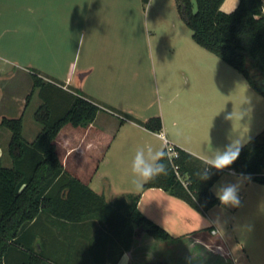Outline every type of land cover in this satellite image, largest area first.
I'll list each match as a JSON object with an SVG mask.
<instances>
[{
    "label": "crops",
    "instance_id": "0c3cea01",
    "mask_svg": "<svg viewBox=\"0 0 264 264\" xmlns=\"http://www.w3.org/2000/svg\"><path fill=\"white\" fill-rule=\"evenodd\" d=\"M17 1L18 19L16 28L11 31L13 35L3 37L0 31V62L22 66L20 73L30 81L33 72L43 81L61 84L60 92L57 90L53 95L56 107L66 106V102L58 99L62 92L81 94L103 107L86 128L64 126L58 132L54 145L63 169L122 213L131 197L139 194L137 210L172 238L153 241L141 235L124 249L117 236L102 230L95 219L73 225L42 216L38 218V227L33 233L23 235L25 242L32 244L35 253L42 251L52 260L45 264H122L125 253L127 258L123 264H171L172 252H179L184 257V253L198 248L206 254L221 251V255L225 253L230 257L232 264H237L219 239L213 240L220 236L218 216L229 214L231 217L240 214L237 211L243 214L264 211V185L249 182L243 175L225 170L213 185H217L223 175L230 177L227 182L239 179L243 184L240 192L242 206L225 208L217 205L202 216L161 189L135 188L131 182L130 163L140 146L150 145L163 150L158 134L140 124L149 117L158 116L160 133L167 141L188 153L195 163L206 167L204 159L216 150L222 151L234 141L244 145L264 132V97L254 92L244 80V104L241 120L236 123L234 111L225 103L222 90H204L198 83L201 77L186 74V63L164 59L151 50L152 78L162 92L159 98L164 106L160 105L151 113L140 110L135 114V110L120 98L128 93L120 83L121 65L117 60L121 49L119 28L123 0ZM237 4L238 0H223L220 10L229 13ZM150 5L151 0H148L146 6ZM261 10L264 13V0H261ZM1 17L0 26L4 24ZM7 50H11L9 53L13 57L7 56ZM178 74L184 77V81H180ZM12 75H16L13 69L7 73V78ZM193 77L197 81L191 79ZM223 87L227 94L226 85ZM31 88L32 82L27 90L30 92ZM1 103L0 100V120H22L21 112L28 101L25 99L24 105L19 106L15 118L3 115ZM116 113L130 119L120 122ZM37 125L33 126L31 137L27 139L23 136L22 125L26 142H32L40 131V125ZM9 138L10 133L0 128V143L2 139L8 143ZM9 163L8 167L11 166L10 159ZM213 185L211 192L214 195Z\"/></svg>",
    "mask_w": 264,
    "mask_h": 264
},
{
    "label": "trees",
    "instance_id": "16d2710c",
    "mask_svg": "<svg viewBox=\"0 0 264 264\" xmlns=\"http://www.w3.org/2000/svg\"><path fill=\"white\" fill-rule=\"evenodd\" d=\"M193 1L194 11L189 0H174L177 13L191 31L192 41L238 72L254 92L264 97V13L261 0H238L235 9L229 13L220 10L223 0ZM142 2L147 4L148 0ZM30 77L32 88L26 102L36 89L42 101L33 112L34 121L40 125L36 137L30 143L23 139L21 118L0 120V128L10 133L7 155L11 162L10 167H4L0 158V264H45L52 261L42 251L35 253L32 244L23 238L24 234L33 233L38 227V218L42 216L73 225L95 219L102 230L117 236L124 249L141 235L153 241L171 240L163 228L137 210L139 194L131 197L122 213L63 169L54 145L58 132L67 125L86 128L103 107L81 94L67 92L58 97L66 102V106L56 107L53 95L63 86L51 80L43 81L33 72ZM54 112L59 113L55 115ZM118 116L120 122L130 119ZM140 124L150 132H161L158 116L149 117ZM175 150L176 157L172 159L162 150L166 174L144 184L142 189H161L204 215L219 205L211 186L222 172L213 170L211 178L202 181L197 173L205 167L195 163L185 151ZM225 170L243 175L249 182L264 185V132L242 145L238 159ZM175 172L186 179V187Z\"/></svg>",
    "mask_w": 264,
    "mask_h": 264
},
{
    "label": "rangeland",
    "instance_id": "374dc122",
    "mask_svg": "<svg viewBox=\"0 0 264 264\" xmlns=\"http://www.w3.org/2000/svg\"><path fill=\"white\" fill-rule=\"evenodd\" d=\"M189 1L194 11V1ZM121 9V28H119L121 49L117 60L121 65L120 83L124 90H128V93L120 97L123 103L126 102L129 108L135 110V114L140 110L151 113V111L157 110L160 105L164 106L163 100L159 98L162 92L158 90V86L152 78L150 62L152 50L154 53L158 52L164 59L173 62L180 60L186 63L188 66L186 74L201 77L198 83L204 90H211L210 88L222 90V95L226 97L224 98L226 99L225 103L234 111L235 122H240V112L245 97L243 88L246 87L243 77L214 55L193 43L191 31L177 13L174 0H151L150 6L143 4L142 0H123ZM18 10L17 0L0 1V16L4 23L0 26V31L3 32V37L8 38L13 35L11 31L16 28ZM192 46H195L199 51H194ZM10 51H6L7 56L13 57L9 53ZM181 53L183 56H180ZM20 67L22 66L0 62V95L2 96L0 100L1 107L4 108L3 115L8 118L18 117L17 109L20 105H24L23 102L30 93L27 89L30 88L31 81L29 77L27 79L20 73ZM12 69L16 75L7 78V73ZM178 75L180 81H184V77ZM194 77L191 79L196 80ZM225 85L227 94L224 92L223 86ZM39 98V91L35 90L28 99L27 107L21 112L23 136L26 139L31 137L33 126H38L32 115L38 105L42 103ZM58 113L54 112L55 115ZM116 120L118 121L117 118ZM66 128H70V126L68 125ZM3 132L9 134L7 130L3 129ZM7 144L2 139L0 156L2 165L5 167L10 164L7 157ZM229 180L230 177L223 175L217 184H223ZM217 208L219 209V207ZM237 212L240 214L236 213L231 217L229 214L218 216L220 236L214 237L213 240L219 239L221 245L229 251L237 264H264V211L254 214ZM218 252L209 251L206 254L204 250L198 248L192 252L184 253V257H181L179 252H172L170 263L232 264L227 254L221 255L222 252Z\"/></svg>",
    "mask_w": 264,
    "mask_h": 264
},
{
    "label": "clouds",
    "instance_id": "9594fccd",
    "mask_svg": "<svg viewBox=\"0 0 264 264\" xmlns=\"http://www.w3.org/2000/svg\"><path fill=\"white\" fill-rule=\"evenodd\" d=\"M241 145L239 141L226 146L224 150H216L214 154L204 159L206 167L197 175L202 181H207L215 172H223L228 169L239 157ZM165 153L153 146H140L136 149L130 163L132 185L141 188L144 184L154 180L160 175L166 174V165L162 163ZM242 182L237 179L235 182H226L213 185L212 191L219 205L225 208H239L242 206L240 192ZM127 258V253L122 257V264Z\"/></svg>",
    "mask_w": 264,
    "mask_h": 264
},
{
    "label": "built area",
    "instance_id": "2783aa9c",
    "mask_svg": "<svg viewBox=\"0 0 264 264\" xmlns=\"http://www.w3.org/2000/svg\"><path fill=\"white\" fill-rule=\"evenodd\" d=\"M159 138L162 140L163 142V149L165 150L166 154L168 155L169 159L175 158L176 157V150L175 147L170 144L167 139L164 137L163 134L158 133ZM174 170H176V167H174ZM175 175L177 177V179L181 182V184L186 187L187 183H186V179L183 177H180L178 175V173L175 172Z\"/></svg>",
    "mask_w": 264,
    "mask_h": 264
}]
</instances>
